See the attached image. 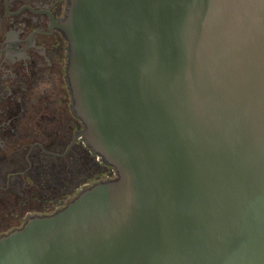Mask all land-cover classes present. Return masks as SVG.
<instances>
[{
    "label": "water",
    "instance_id": "1",
    "mask_svg": "<svg viewBox=\"0 0 264 264\" xmlns=\"http://www.w3.org/2000/svg\"><path fill=\"white\" fill-rule=\"evenodd\" d=\"M74 134L114 175L0 234V264H264V0H67Z\"/></svg>",
    "mask_w": 264,
    "mask_h": 264
},
{
    "label": "flooded vegetation",
    "instance_id": "2",
    "mask_svg": "<svg viewBox=\"0 0 264 264\" xmlns=\"http://www.w3.org/2000/svg\"><path fill=\"white\" fill-rule=\"evenodd\" d=\"M66 3L0 0V234L114 175L74 140L82 123L70 109L58 27Z\"/></svg>",
    "mask_w": 264,
    "mask_h": 264
},
{
    "label": "rangeland",
    "instance_id": "3",
    "mask_svg": "<svg viewBox=\"0 0 264 264\" xmlns=\"http://www.w3.org/2000/svg\"><path fill=\"white\" fill-rule=\"evenodd\" d=\"M84 163H85V161H84Z\"/></svg>",
    "mask_w": 264,
    "mask_h": 264
}]
</instances>
